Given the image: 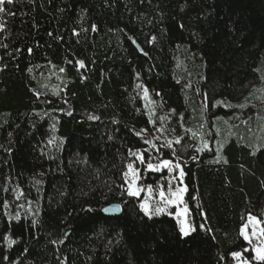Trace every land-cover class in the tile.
<instances>
[{
    "label": "trees",
    "instance_id": "1",
    "mask_svg": "<svg viewBox=\"0 0 264 264\" xmlns=\"http://www.w3.org/2000/svg\"><path fill=\"white\" fill-rule=\"evenodd\" d=\"M4 7L0 264H236L235 252L264 264L241 233L250 215L264 228V142L241 126L224 133L220 152L201 150L194 124L202 111L213 140L216 119L234 118L239 110L229 104L254 96L257 80L264 100V0H13ZM49 63L63 69L57 94L40 85ZM141 87L181 119V143L153 145ZM248 107L252 120L264 121L263 108ZM148 150L182 163L194 225L188 235L173 216L145 214L142 198L127 193L133 153L148 161ZM143 174L157 185L167 172ZM16 192L19 204L9 208ZM112 203L122 205L121 215L103 213Z\"/></svg>",
    "mask_w": 264,
    "mask_h": 264
},
{
    "label": "rangeland",
    "instance_id": "2",
    "mask_svg": "<svg viewBox=\"0 0 264 264\" xmlns=\"http://www.w3.org/2000/svg\"><path fill=\"white\" fill-rule=\"evenodd\" d=\"M195 67V64H194ZM62 68H58L52 63L46 64L43 68V71L41 73V79H40V85L41 88L44 91H48L52 94H57L62 87L63 84V71H61ZM261 80L255 81L251 85V91L254 92L252 96L251 94L248 96L251 97H245L244 99L233 102V104L228 107L236 106L235 110H239L235 113L234 118H230L231 120H225V121H217L214 124L216 127V132L214 135V139L211 140L210 134H208V130L205 129V115H203L202 111L197 112V116L194 118V124H196V127L198 128L197 133H198V148L200 149H210L211 147H215L218 152L221 151V148H224L225 143H226V138L223 142V137L224 133H229L233 134L236 131L240 129L242 126H247V131L250 136L254 137V140L256 142H264V121L260 122L259 119H253L252 120V112H256L254 110H251L248 106H254L255 108H263L264 109V100H261L263 95L261 92ZM146 87H141L140 88V95L142 97L144 107L146 108L147 112L150 114L151 119H152V124H151V139L153 145L157 148L159 145L163 146H169V141L175 143L177 139L180 140L181 143V136L183 134V130L185 129V126L182 124L181 119H175L173 117H169L170 113L168 112H163L162 110L159 109V106L157 102L150 96L148 90ZM261 100V102H260ZM262 103V104H261ZM251 111V112H250ZM249 113V114H248ZM168 114V115H167ZM191 120V118H190ZM252 121V125H251ZM241 135H244L243 133H240ZM207 145V147H205ZM149 154V160L146 161L143 153L141 151L136 153V160L131 162L130 164L133 165V168L138 170L137 171V176L139 177L136 180V183L133 185V188H139L142 189L140 191V194L137 197L142 198V203H146L149 207V213L148 215H160V214H168L170 216H173L179 226L180 229L183 227L186 231H189V234L194 230V225L191 220L190 216V211L188 209V206L185 202V195L186 191L181 193V200L178 204H171V205H166L160 198L159 192L164 191L166 193V198L168 199H175V197L168 196L169 188L173 192H175L177 187L184 188L186 189L185 183H184V175L182 178L179 177V171L180 169L183 170L182 163L180 159H175L171 161L173 162V165L179 164L180 169H175L173 167V171H169L167 168L160 167L159 170L155 169H148L147 168V163L150 162L153 165H160L163 160H160L158 156L152 152L151 150H148ZM139 155H143L145 163H141L140 160L138 159ZM168 160V159H165ZM170 160V159H169ZM142 168H145L146 172H157V173H162L164 171L167 172V175H165L158 183L157 185H149L144 182L145 174L142 175ZM129 170L127 169V172ZM184 173V171H183ZM173 177H177L175 180H173ZM132 179L131 173L129 174L127 180V184L129 187V183ZM149 186H151V191L149 192ZM20 193H12L10 195V204L9 208H13L17 206L19 203L17 200L20 198ZM185 207H187V212H184ZM157 208H166L164 212H160L158 214H152L155 212V209ZM17 215L20 216L22 210L29 211L30 206L27 204L26 207H17ZM144 211V210H143ZM145 212V211H144ZM253 217H256L257 220L260 222L259 224H256L255 222H250L249 219H247L246 223L244 226L247 224V228L244 226L241 229V233L243 237L245 235L249 236V240H246L249 245L251 246L253 256L255 255V252L253 249L257 246H264V235H260V230L263 228V222L254 215H251ZM249 218V216H248ZM253 231L257 233V235H252ZM242 253V252H240ZM236 264H243V261L247 259L250 261L248 258L244 256L242 253L241 257H234ZM251 262V261H250ZM252 264V263H251Z\"/></svg>",
    "mask_w": 264,
    "mask_h": 264
},
{
    "label": "snow or ice",
    "instance_id": "3",
    "mask_svg": "<svg viewBox=\"0 0 264 264\" xmlns=\"http://www.w3.org/2000/svg\"><path fill=\"white\" fill-rule=\"evenodd\" d=\"M13 2V0H0V12H5L6 9L4 7V5L7 3V4H11ZM4 25L3 24H0V29H3ZM82 63V62H81ZM63 71V69L61 70ZM147 91V90H145ZM71 114V113H69ZM139 135V133H138ZM176 143H180V140L177 139ZM172 142L169 141V145L171 146ZM205 147H207V145H205ZM203 150V149H201ZM133 155H136L135 153H133ZM138 159L140 160L141 163H145V160H144V157L143 155H139L138 156ZM193 159H195V157H193ZM160 167H163V168H167L170 172L173 171V167L175 169H180V165L177 163L175 165H173V162L171 160H163L161 162L160 165H153L152 163L148 162L147 163V168L148 169H155V170H159ZM128 172L125 173V178L127 179L129 174L131 173V176H132V179L129 183V187L127 189V193L128 195L130 196H138L140 194V191H142V189H139V188H136L134 189L133 188V185L136 183V180L139 178L137 176V171L136 169L133 168V165L132 164H129L128 165ZM184 175L183 173V170L180 169L179 171V177L182 178ZM177 177H173V180H175ZM149 192L151 191V186H149ZM184 191H186V189L184 188H180V187H177L175 192H173L171 190V188H169V192H168V196H171V197H175V199H168L166 198V193L164 191H160L159 192V196L161 198V200L166 204V205H171V204H178L181 200V193H183ZM141 209L145 211V214H150L149 213V207L146 203H142L140 205ZM166 210V208H157L155 209V212L152 213V214H158L160 212H164ZM188 210H187V207H185L184 209V212L186 213ZM249 221L250 222H255L256 224H259L260 222L257 220L256 217H253V216H249ZM245 228H247V224L244 226ZM181 232L184 234V235H188L189 234V231H186L183 227H181ZM242 233H243V229H242ZM252 235H257V233L255 231H253ZM260 235H264V228H261L260 230ZM244 238L246 240H249V236L248 235H245ZM14 241H9V244L13 243ZM249 242H251L249 240ZM247 251V250H245ZM253 251L255 252V255L253 256V260L255 261H261V262H264V246H257L253 249ZM232 255L234 257H241L242 253L240 252H235V253H232ZM243 264H251L250 261H248L247 259H245L243 261Z\"/></svg>",
    "mask_w": 264,
    "mask_h": 264
},
{
    "label": "water",
    "instance_id": "4",
    "mask_svg": "<svg viewBox=\"0 0 264 264\" xmlns=\"http://www.w3.org/2000/svg\"><path fill=\"white\" fill-rule=\"evenodd\" d=\"M103 213L111 216H119L123 213V207L119 203H112L103 208Z\"/></svg>",
    "mask_w": 264,
    "mask_h": 264
}]
</instances>
